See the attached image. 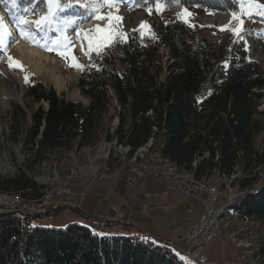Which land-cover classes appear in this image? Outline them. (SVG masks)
<instances>
[{
  "label": "trees",
  "instance_id": "obj_1",
  "mask_svg": "<svg viewBox=\"0 0 264 264\" xmlns=\"http://www.w3.org/2000/svg\"><path fill=\"white\" fill-rule=\"evenodd\" d=\"M12 1L23 17L29 5L39 8L41 3V12L47 11L40 0ZM134 2L148 13L152 9L146 23L155 35L144 39L131 32L118 41L117 50L126 62L122 73L113 52L91 54L79 80L88 105L59 97L40 81L27 83L29 94L38 102L46 101L48 108L40 105L32 115L26 132L31 160L26 166L33 168L47 152L69 149L75 142L97 144L101 119L114 97L117 124L106 139L124 146L128 156L151 144V150L161 151L198 178L231 180L243 192L231 212L264 224V146L256 145L264 130V112L258 109L264 97V69L247 61L243 52L238 57L235 47L229 50L220 40L201 36L178 13L190 5L213 13L236 10L237 1ZM77 8L85 14V9ZM162 46L174 59L167 66L160 60ZM45 188L24 169L0 179L1 191L19 192L29 199L45 195ZM41 216L0 212V264H197L166 241L108 234L78 222L33 225ZM260 257L258 264H264V243Z\"/></svg>",
  "mask_w": 264,
  "mask_h": 264
},
{
  "label": "rangeland",
  "instance_id": "obj_2",
  "mask_svg": "<svg viewBox=\"0 0 264 264\" xmlns=\"http://www.w3.org/2000/svg\"><path fill=\"white\" fill-rule=\"evenodd\" d=\"M236 1L238 3L236 10L213 13L197 5H190L183 7L178 13L180 18L197 29L201 36L210 40H220L229 50L235 47L238 57L244 53L247 61L254 62L264 69V17L255 15L258 10L253 9L254 15L251 19L247 15L242 16L244 31L241 36L235 35L231 29L239 27V23L233 19L232 13H240L239 0ZM80 2L102 6L99 7L98 12L86 8L85 14H77L75 6L66 8L58 13L59 19L61 21L75 20L76 23L67 27L60 24L59 27L64 30L59 31L56 26L51 28L42 26L37 29L35 24L29 26L19 23L22 19L27 21L40 19L45 14L41 12L43 8L41 3L39 8L36 5H29L27 16L23 17L17 13V7L12 0H0V18H2L0 24L3 26L0 30V39L3 41L0 44V179L15 176L24 169L38 183L46 186L45 195H53L54 190L71 189L70 193L62 192L54 195L47 211L40 214L42 216L34 221L33 225L64 226L78 222L93 228L95 226L98 230L99 223H102L109 224L110 229L116 234L132 235L141 229L133 223H125L129 222L130 218H126L123 213H117L119 208L125 212L127 207L124 205H129L128 214H131L134 219L142 218L150 230L162 236L161 238L164 236L169 238L168 235L174 234V230L172 232L170 229L165 230L164 225L170 228L188 226L200 218L204 205L191 197L175 198L178 210L173 216L167 217L168 213L161 209L162 205L153 208L149 214L142 213L144 192L156 193L158 191L155 190H160L166 182L159 178H147L134 189L126 187L124 180L120 177L125 168L140 169V161L150 160L156 150H151L149 146L142 148L135 156H128V150L124 146L116 145L114 140L106 139L107 133L112 134L117 124L118 103L114 97L108 101L107 111L101 119L103 129L97 144L83 146L75 142L69 149L60 148L47 152L46 157L40 162L36 159L33 168L26 166L31 160L26 132L32 124V115L40 105L44 109L48 108L46 101L38 102L29 94L27 83L30 80L40 81L44 88L54 89L59 97L88 105L90 100L79 87V80L84 74V69L72 66V56H75L76 61L83 67L90 64V56L95 51L89 48L88 36L98 35L97 28L112 29L114 33L112 43L105 46L103 50L114 53L116 68L121 73L126 69V62L122 59V53L117 50L118 41L131 32H137L144 39L152 37L151 30L147 28L140 30L137 24V19L146 23L149 13L135 3H131V0L114 2L112 7L103 4V0H80ZM255 2L264 4V0H255ZM44 5L47 10V4ZM184 9L192 15L182 17ZM121 11L128 15L127 24H124L123 18L120 21L114 19L116 16L122 17ZM222 15H231L230 22L225 26L219 25L218 19ZM97 16L103 18H97ZM222 28L226 30H221ZM134 29L138 30L133 31ZM11 30L12 35H9ZM141 32L144 34L141 35ZM28 36L32 39L27 38ZM65 37L70 41L67 48L64 46ZM21 40L39 49L41 53L39 57H35L36 60L31 57L27 61L25 55L18 51L17 44ZM33 40L36 43H33ZM47 48L53 50H46ZM61 51H68L71 55L61 56L58 54ZM160 54V60L164 66L174 61L167 46L161 47ZM9 56L13 58V61L21 62L23 69L10 67L12 61L8 59ZM25 76L28 77L27 82H25ZM19 77L22 78V83ZM109 93L113 94L112 89ZM258 109L264 112V97ZM261 119L264 124V113ZM256 145L264 146V130L258 135ZM191 175L194 174L191 173ZM211 182L220 187L219 195L223 201L236 200L232 204L234 205L242 196L243 192L232 186L231 180L215 177L211 179ZM223 183L224 186H222ZM6 194L22 195L19 192L0 190V195ZM209 204L215 205L214 201H210ZM228 213L224 215L223 221ZM98 216L103 218L98 219ZM109 216L116 219L111 220ZM225 221H229V224L221 227L220 235L213 239L203 252V256L207 259L204 264H258L261 259V246L264 243V224L258 220H242L232 212ZM225 230L229 231L233 237L224 233Z\"/></svg>",
  "mask_w": 264,
  "mask_h": 264
},
{
  "label": "built area",
  "instance_id": "obj_3",
  "mask_svg": "<svg viewBox=\"0 0 264 264\" xmlns=\"http://www.w3.org/2000/svg\"><path fill=\"white\" fill-rule=\"evenodd\" d=\"M120 176L124 178L128 189L136 188L141 179L153 176L166 179L171 192L178 196H192L201 199L204 204V212L199 222L188 229L182 238L188 243V248L184 250L187 253V257L191 258L192 261L204 264L206 259L202 254L203 250L213 239L220 235L221 227L224 224H229L230 221H221V210L227 208L236 200L223 201L219 195L220 187L214 185L210 179L202 182L184 179L180 169L173 167L171 162L159 159L156 153H154L151 160L140 161V170L125 168ZM62 192L70 193L71 189L54 190L53 195H43L37 199H29L24 195H0V211L44 214L52 203L54 195H59ZM210 201H214L215 205L210 206ZM102 218L99 216V219ZM110 218L111 220L116 219ZM123 221L127 220L123 219ZM237 246L240 245L237 244Z\"/></svg>",
  "mask_w": 264,
  "mask_h": 264
},
{
  "label": "snow or ice",
  "instance_id": "obj_4",
  "mask_svg": "<svg viewBox=\"0 0 264 264\" xmlns=\"http://www.w3.org/2000/svg\"><path fill=\"white\" fill-rule=\"evenodd\" d=\"M40 2H44L47 4V11L45 12V14L43 16L40 17V19L36 20V21H27V20H21L19 23L23 24V25H32L35 24L36 28L39 29L42 26H47L48 28H51L53 26L57 27V30L59 31H63L64 29H61L59 27L60 24L65 25V27L67 26H71L72 24H75L76 21L75 20H63L61 21L58 17V13L63 12L66 8H71L74 7L75 5H79L81 8H90V9H94L95 12L99 11V7H101L102 5H98V4H86V3H81L80 0H73L72 3H64L61 4L60 0H40ZM114 2H122V0H103V4H107L109 7H112ZM175 3H179V0H174ZM239 4H240V13H236L233 12L232 16L234 20H237L239 23V27L233 28L231 29L235 35L237 36H241V34L244 31V19H242V16L247 15L250 19L253 17L254 12L253 9H257L258 11L255 12V15L258 16H262L264 17V4H259L256 3L255 0H239ZM162 7V5H158V10L159 8ZM149 14L152 13V9L149 8L148 9ZM182 17H188L191 16L192 14L190 12H188L187 9L183 10V13L181 14ZM97 18H103V17H99L97 16ZM116 21H120L122 20V17L120 16H116L114 18ZM0 20H2V18H0ZM2 24H0V30H2ZM149 29L151 28L150 25H147L146 23H142L139 26V29ZM138 29H134L133 31H137ZM221 30H226L224 28H222ZM21 31L23 32V29H21ZM96 32L98 33V35L96 36H88V44H89V48L92 51H95L97 54H99L103 48L107 45H110L112 43L113 40V35L114 33L112 32V29H100L97 28ZM11 33H9L10 35ZM144 33L141 32V35H143ZM153 36L155 35L154 33H151ZM27 38L32 39L31 36H28ZM125 38H126V34H125ZM3 41L2 39H0V44H2ZM33 43H36L35 40H33ZM70 43V41L67 40V38L65 37L64 40V46L65 48H67V45ZM44 46V45H41ZM46 50H53L51 48H47ZM59 55L61 56H68L71 55L70 52L68 51H61L58 52ZM10 61H12V63L9 65L10 67H20L21 69H23V65L21 64V62L19 61H13V58L11 56H9L8 58ZM72 66L74 67H80L83 68V65L79 64L76 61L75 56H72ZM28 81V77L25 76V82Z\"/></svg>",
  "mask_w": 264,
  "mask_h": 264
},
{
  "label": "crops",
  "instance_id": "obj_5",
  "mask_svg": "<svg viewBox=\"0 0 264 264\" xmlns=\"http://www.w3.org/2000/svg\"><path fill=\"white\" fill-rule=\"evenodd\" d=\"M147 178H159V177L149 176ZM147 178L141 179L138 182V184H141V182L143 180H146ZM122 179L124 180V178H122ZM159 179L164 180V182H166V185L165 186H162L160 188V190H155V191H158L156 193L151 192V191L144 192L145 199L142 202L143 203V209H142L143 210L142 211L143 214H149L152 211L153 208H156L158 205H162V208L161 209H163L164 211H166L168 213V215H166L167 217H170V216L175 215L177 213L176 211L178 210L177 209V206L175 205L176 204V201H174L175 198L176 199H179V198L191 197V198H195V199L201 201V199L196 198V197H192V196L181 197V196H178V195L172 193L171 190H170V188H169V185H168L167 180L164 179V178H159ZM124 182H125V180H124ZM138 184L136 185V187L138 186ZM148 193H150V194L148 195ZM153 197H154V199H151ZM171 200H173V201H171ZM137 203L140 204V202H137ZM124 206L127 207V210L124 212V211H121L120 208H119L117 210V213H119V214H122L123 213V214L126 215V218H130V221L129 222H125V223H130V224L133 223L134 225H136L137 227H139L141 229V230H139L138 233H135V234H132V235L147 236V237H150V238H153V239H157L159 241H168L169 240V241L173 242V245H174V247L177 250L182 251V252L188 248V243L182 238L183 234L188 229H190L192 226H194L195 224H197L199 222V220H200V218H201V216H202V214L204 212V210H203L200 218L196 222H194L192 224H189L188 226L181 225V226H178V227L170 228L168 225H164L163 228L165 230L170 229L171 232L174 230V234H169L168 235L169 238H166L164 236L165 234H162L164 236V238H161L162 236L157 235L155 232H153L152 230H150L148 228L147 224L143 221L142 218H139L138 220H136V219L133 218V216L131 214H128V211H129L128 209L130 207L129 205H124ZM109 217H111V216H109ZM99 226H100V228L98 229V231H103L104 233H108V234H116V233H114V230H111L110 229L111 226H109V224L99 223ZM94 228H95V226H94ZM107 230H109V231H107ZM165 230H162V231H165ZM225 232L228 233L231 237H233V235L231 233H229V231H226L225 230L224 233ZM170 237H172V238H170ZM248 237L250 238V236H248ZM235 240L237 241V239H235ZM204 250H203V252H204ZM203 252H202V254H203ZM206 261H207V259L205 260V262Z\"/></svg>",
  "mask_w": 264,
  "mask_h": 264
},
{
  "label": "bare ground",
  "instance_id": "obj_6",
  "mask_svg": "<svg viewBox=\"0 0 264 264\" xmlns=\"http://www.w3.org/2000/svg\"><path fill=\"white\" fill-rule=\"evenodd\" d=\"M228 14V13H227ZM121 16H122V18H123V21H124V24H127L128 23V20H129V18H128V15L124 12V11H121ZM230 18H231V15H222L221 17H220V19H218V21H219V25L220 26H225V25H227L229 22H230ZM140 19V18H139ZM137 24H138V26H140L141 24H142V21H141V19L138 21V19H137ZM17 49H18V51L20 52V53H22L23 55H25V57L27 58V61H29L30 59H31V57H36V56H38L41 52H39V49H36V48H34V47H32L30 44H28V42H26V41H24V40H21V42L20 43H18L17 44ZM43 54V53H42ZM45 56V55H44ZM39 57V56H38ZM35 60H36V58H35ZM19 79V81H20V83H22L23 82V80H22V78L21 77H19L18 78ZM151 147V144H149L148 146H146V147H144V148H147V147ZM141 150V149H140ZM139 150V151H140ZM138 151V152H139ZM138 152L136 153V155L138 154ZM154 153H156V156L157 157H159V159H164V161H166V162H171V165L173 166V167H177V169H180V171H182V177L184 178V179H193L195 182H202V181H206V180H208V179H206V178H198V177H195L194 175H191V173L190 172H186V171H184L175 161H173V160H171L169 157H167L166 155H164L161 151H159V150H156ZM154 155V154H153ZM153 155H152V157H153ZM151 157V158H152ZM151 160V159H150ZM138 170H140V169H138ZM232 178H234V177H232ZM235 202V201H234ZM232 206V204L231 205H229L227 208H225V209H222L221 210V221H223V218H224V215H226L227 213H228V211H229V213L231 212V207ZM0 212H8V211H0ZM11 212H17V211H11ZM229 213H228V216H229ZM235 215V214H234ZM228 216H226L225 217V219H227L228 218ZM236 216V215H235ZM237 217V216H236ZM225 219H224V221H225ZM228 225V224H227ZM227 225H224V226H227ZM167 243V242H166ZM169 243V245L170 246H174L173 245V243H171V242H168ZM167 243V244H168ZM182 253H184V255L187 257V253H186V251H183ZM189 260H191L192 261V259L191 258H188ZM193 262H196V263H198V264H201L200 262H197V261H193Z\"/></svg>",
  "mask_w": 264,
  "mask_h": 264
},
{
  "label": "water",
  "instance_id": "obj_7",
  "mask_svg": "<svg viewBox=\"0 0 264 264\" xmlns=\"http://www.w3.org/2000/svg\"><path fill=\"white\" fill-rule=\"evenodd\" d=\"M98 219H99V216H98ZM109 220V219H108Z\"/></svg>",
  "mask_w": 264,
  "mask_h": 264
}]
</instances>
